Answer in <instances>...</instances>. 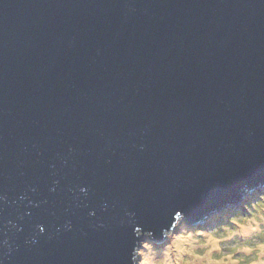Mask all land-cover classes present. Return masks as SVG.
<instances>
[{"label": "water", "instance_id": "obj_1", "mask_svg": "<svg viewBox=\"0 0 264 264\" xmlns=\"http://www.w3.org/2000/svg\"><path fill=\"white\" fill-rule=\"evenodd\" d=\"M263 182L264 0H0L4 264H128L126 211Z\"/></svg>", "mask_w": 264, "mask_h": 264}, {"label": "clouds", "instance_id": "obj_2", "mask_svg": "<svg viewBox=\"0 0 264 264\" xmlns=\"http://www.w3.org/2000/svg\"><path fill=\"white\" fill-rule=\"evenodd\" d=\"M78 191L87 196L89 189L82 186ZM5 202L7 197L0 194V204ZM135 216L126 211L121 220V225L132 227L134 236L128 264H264V183L242 185L235 198L195 221L176 211L170 225L161 226L158 233L144 229ZM8 223L15 227L12 221ZM64 227L71 230V222ZM36 228L40 234L46 231L42 224ZM26 243L37 240L33 237ZM4 248L11 250L7 238L0 240V249ZM0 264H4L3 257Z\"/></svg>", "mask_w": 264, "mask_h": 264}, {"label": "rangeland", "instance_id": "obj_3", "mask_svg": "<svg viewBox=\"0 0 264 264\" xmlns=\"http://www.w3.org/2000/svg\"><path fill=\"white\" fill-rule=\"evenodd\" d=\"M263 183H264V182H263ZM186 219H187L188 221H190V222L193 221L192 219H188V218H186Z\"/></svg>", "mask_w": 264, "mask_h": 264}]
</instances>
